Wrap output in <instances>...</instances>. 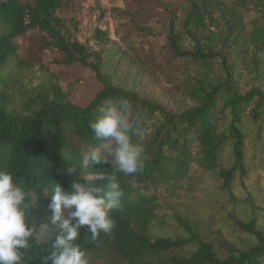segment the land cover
<instances>
[{
	"label": "trees",
	"instance_id": "16d2710c",
	"mask_svg": "<svg viewBox=\"0 0 264 264\" xmlns=\"http://www.w3.org/2000/svg\"><path fill=\"white\" fill-rule=\"evenodd\" d=\"M144 1L167 16L158 26L163 49L183 66L189 103L182 110L172 111L115 84L110 70L124 51L118 44L119 24L138 13L125 10L124 0L0 1V167L36 191L30 215L37 227L51 215L47 204L53 183L68 191L74 182L98 186V171L117 176L123 210L110 212L113 232L94 242L86 226L79 230L77 243L90 264H264V233L256 219L240 218V204L253 208L246 181L250 165L245 126L256 125L261 139L264 125V0ZM155 9L139 20L156 19ZM30 31L42 37L40 50L52 56V63L93 72L100 91L89 104L68 101L56 83L23 107L6 93L10 75L24 80L32 70L13 44ZM134 31L145 32L139 26ZM124 99L144 129L142 138L133 137L145 149L143 170L124 175L111 163L85 166L81 153L99 147L104 155L110 146L96 139L90 123L102 114L106 101ZM227 153L228 168L222 164ZM251 158L262 161L255 154ZM73 165L76 173L69 174ZM195 171L216 178L219 186L210 200L231 209L223 217L214 208L207 214L209 221L247 234L253 245L244 250L227 245V254L221 256L211 240L197 232L191 211H166L168 197L185 191V186L192 189ZM238 184L239 196L234 191ZM74 210L64 209V217ZM49 231L54 236L57 226L49 225ZM46 249L51 243L36 247L27 264H42Z\"/></svg>",
	"mask_w": 264,
	"mask_h": 264
},
{
	"label": "rangeland",
	"instance_id": "374dc122",
	"mask_svg": "<svg viewBox=\"0 0 264 264\" xmlns=\"http://www.w3.org/2000/svg\"><path fill=\"white\" fill-rule=\"evenodd\" d=\"M5 1V0H0ZM24 3L25 0H19ZM123 8L125 10L138 12L135 16L124 17L120 21L117 31L118 44L122 47V56L116 58L117 65H114L110 72L114 74L115 84H121L128 90L139 93L140 96L157 101L172 111L182 110L187 107L188 85L184 79L183 66L171 58L164 49L165 43L163 33L158 26L165 22L167 16L163 9H155L144 0H124ZM154 8L156 15L152 21L139 20L144 19L147 11ZM136 18H135V17ZM180 19V18H179ZM143 27L144 33H137L134 29ZM87 28L92 30V23L87 24ZM42 37L33 31L26 36L17 38L13 44L16 47V53L19 58L31 64L32 70L26 74L23 80L17 75H10L8 87L5 89L10 94L15 104L23 107L31 97L45 92L50 84L56 83L65 95L68 101L87 105L94 96L100 91L93 72L80 66L74 65L65 67L52 63V56L49 53L41 52ZM244 79H242L243 81ZM262 138L257 139V126L249 122L246 123L245 130L247 134L245 152L247 154V164L250 170L247 173L246 181L248 190L252 192V207L240 204V218L245 222L254 218L260 230L264 233V125ZM257 155L262 161H252V156ZM229 153L224 154L222 164H226ZM195 182L190 190V186H185V191H179L174 197L167 198L166 211L170 214L185 213L191 211L192 218L196 222L195 229L198 233L209 238L218 250V254L225 256L227 254L225 247L227 245L244 250L253 241L251 238L235 230H225L220 224H212L207 218L209 212L214 211L227 216L229 207H217L214 201H211V195L218 189L219 182L216 178L202 177L200 172H193ZM238 181H234V184ZM239 184L234 187L237 196L240 195ZM244 193H241V196ZM213 207V208H212ZM204 215H202V214Z\"/></svg>",
	"mask_w": 264,
	"mask_h": 264
},
{
	"label": "clouds",
	"instance_id": "9594fccd",
	"mask_svg": "<svg viewBox=\"0 0 264 264\" xmlns=\"http://www.w3.org/2000/svg\"><path fill=\"white\" fill-rule=\"evenodd\" d=\"M89 127L97 140L107 141L110 146L104 155L99 147L81 153L85 166L97 168L111 163L124 175L143 170L145 149L142 144L134 143L133 137L142 138L144 129L127 99L119 103L106 101L102 114ZM67 172L75 174L76 166L69 167ZM96 180L100 181L98 186L74 182L68 191L53 183L47 204L51 215L46 217L48 223L37 227L30 215L36 191L23 187L13 172L0 167V264H27L31 260L29 254L44 243H51V249L45 250L42 264H90L86 251L77 243L80 228L86 226L95 242L101 234L110 235L115 229L110 212L123 210L124 193L117 176L98 171ZM73 207L75 210L65 218L64 209ZM49 225L57 226L54 236L49 234Z\"/></svg>",
	"mask_w": 264,
	"mask_h": 264
}]
</instances>
